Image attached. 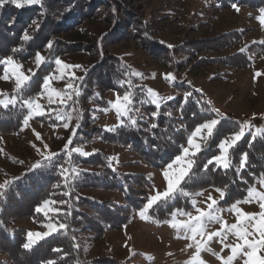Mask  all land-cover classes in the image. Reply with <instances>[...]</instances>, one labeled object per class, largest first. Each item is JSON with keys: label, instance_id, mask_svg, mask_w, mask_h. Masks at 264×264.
<instances>
[{"label": "rangeland", "instance_id": "obj_1", "mask_svg": "<svg viewBox=\"0 0 264 264\" xmlns=\"http://www.w3.org/2000/svg\"><path fill=\"white\" fill-rule=\"evenodd\" d=\"M115 1L121 3L119 7H127L135 15L142 16L157 32L159 41L170 46L188 42L199 49L190 58L178 55L183 65L174 73L144 51L135 40L108 44L107 53L119 57L136 78V84L145 88L146 102L158 107L178 96L173 85L184 82L204 96L218 123L223 119L238 123V132L221 142L231 140L234 135L261 136L264 133V13L244 6L220 8L213 0ZM103 7L100 14L85 19L70 32H59L57 36L68 42L86 43L89 50L94 49L96 40L112 24L98 18L105 15L106 21H109L107 16L112 8ZM236 30L242 34L234 45L213 47L223 40V37L219 38L221 35ZM206 45L210 47L203 50L201 46ZM256 45H260L261 52L249 55L251 64L246 68L217 63L199 64L201 58H225ZM38 53L43 57L40 65H37L35 57L24 62L13 60V65L2 62L0 106L23 103L28 123L17 134L0 136V184L20 174L30 164L66 148L79 154L77 151L80 150L87 154L83 155L85 157L100 151L109 157L112 169L123 174L142 175L150 185L146 205L123 229H111L103 235L85 232L82 246L87 258L110 256L128 264H264L261 261L264 259V175L255 180L242 199L229 206L220 204L221 192L208 189L190 196V210L174 211L166 222H155L148 215L151 207H148L145 216L140 215L153 197L160 198L151 206L173 199L181 183L165 197L163 194L168 191V179L187 165L193 153L202 149L209 137L207 130L202 128L195 137L192 135L195 130L192 132L189 138L200 145L199 150L190 148L186 142L178 155L183 159L179 164L175 162L177 157L171 161V169L169 164L159 169L152 168L128 150L103 144L97 139L72 144L89 127L111 130L120 126L123 119H130L131 96L128 92H100L96 89V99L104 100L105 105L93 99L79 105L76 97L81 91V73L92 66L96 58L85 51H73L50 61L45 60L44 51ZM56 59L61 61V65L55 64ZM51 63L53 69L45 77L48 78L47 89L43 86L44 78L42 92L33 100H22L19 90L28 84L39 66ZM20 76L28 77V80L18 89L16 78ZM125 95L129 97L128 101L124 100ZM30 102L33 103L31 108ZM115 107L123 114H118ZM37 117H43L46 123L36 121ZM185 148L189 149L187 155ZM219 155L220 148L216 156ZM226 160L229 167L228 155ZM215 164L222 169L228 168L222 166L223 162ZM165 172L169 173L167 178ZM80 193L104 202L121 200V195L116 192L86 188ZM15 224L33 234H43L42 229L30 219L19 217Z\"/></svg>", "mask_w": 264, "mask_h": 264}, {"label": "trees", "instance_id": "obj_2", "mask_svg": "<svg viewBox=\"0 0 264 264\" xmlns=\"http://www.w3.org/2000/svg\"><path fill=\"white\" fill-rule=\"evenodd\" d=\"M213 1L220 8L244 6L258 11L264 9V0ZM26 2L21 0V3ZM101 5L112 10L107 16L109 21H106L105 15L98 18L112 24L96 40L94 49L89 50L86 43L68 42L57 36L59 32H70L85 19L103 12ZM120 5L115 0H41L38 5L21 8L10 2L0 6V79L3 76L2 61L9 57L24 62L44 51L45 60L52 61L73 51L92 54L96 62L81 73V91L76 101L80 105V102L88 99L98 100V91L128 92L131 96V117L123 119L120 126L111 130L89 127L72 144L97 139L103 144L124 148L137 155L143 163L159 169L181 153L183 145L198 126L215 116L204 96L184 82L173 85L178 96L164 101L158 107L145 101V88L136 84V78L119 57L107 53L108 44L135 40L144 51L174 73L183 65L178 55L190 58L199 49L188 42L170 46L159 41L157 32L150 28L142 16ZM25 32L32 39L24 41L22 37ZM241 34L238 30L227 32L219 37H223V40L213 47L232 46L241 38ZM50 42L52 46L49 48ZM209 47L201 46L203 50ZM256 52H261L260 45L225 58H201L199 64L217 63L233 65L238 69L246 68L251 64L249 55ZM52 69V63L39 66L28 84L19 90L20 98H36L42 92L43 79ZM98 102L106 104L104 100ZM26 116L27 109L23 103L0 106V136L17 134ZM44 120L43 117L36 118V121L45 124ZM154 124L156 127H153ZM237 132L236 121L223 119L215 126L202 149L191 157L192 167L173 199L159 201L148 210V215L155 222L170 220L174 211L190 210V196L208 189L224 193L220 202L222 206H229L245 196L255 180L264 175V133L261 136L243 135L227 153V169L215 163L208 164L219 153L221 141ZM50 157V161L43 158L30 164L20 174L11 176L2 184L0 264H49V261L52 264H128L110 256L87 258L82 237L87 231L103 235L111 229L120 230L129 224L133 215L143 209L148 201V180L142 175L123 174L112 169L109 157L100 151L85 157L66 148ZM37 163L40 167L33 168ZM86 188L119 193L121 200L104 202L90 198L80 193ZM37 208H41V211L37 212ZM19 217L30 219L43 233L49 232V224L56 229L26 250L22 245L27 242L26 234L29 231L15 224ZM61 224L63 228H60Z\"/></svg>", "mask_w": 264, "mask_h": 264}, {"label": "snow or ice", "instance_id": "obj_3", "mask_svg": "<svg viewBox=\"0 0 264 264\" xmlns=\"http://www.w3.org/2000/svg\"><path fill=\"white\" fill-rule=\"evenodd\" d=\"M9 2L12 3L13 5H15V7L21 8V7H24L25 5H28V6L38 5V4H40L41 0H27L26 3H21V0H0V6H3L4 4L9 3ZM261 12L264 13V9H262ZM33 23H35V21ZM22 39L24 41H28V40L32 39V37L27 32H25L23 34ZM51 46L52 45H51V42H50L48 44V47L50 48ZM14 51H15V49H14ZM35 61H36L37 65H40L41 62L43 61V57L41 55H39V53H37L36 56H35ZM2 62L4 64H6V65H13L14 64V62H13V60H12L11 57H9L8 59H6V60H4ZM55 64L57 66H59V65H61V61L59 59H56ZM16 67L19 68L18 65H16ZM27 80H28V77H25V76H20L18 79L16 78L17 88L19 89L22 86V84L24 82H26ZM47 85H48V78H45L44 85H43L45 87V89H47ZM124 100L125 101H128L129 100V97L127 95H125L124 96ZM116 104H114V105H116ZM114 105H113V107H114ZM32 106H33V103L30 102L29 103V107L31 108ZM116 110H117V108H116ZM117 112H118V114H123L121 112V110H117ZM26 122L28 123V119L27 118H25L24 124ZM217 123H218L217 120L212 119L210 122L204 123L202 126L197 127L195 129V132H193V134H192L193 137H195L198 133H200L201 130H202V128L207 130L208 136H211L213 134L214 127L217 125ZM153 127H156V125L154 124ZM240 138H241L240 135H234V136L231 137V140H225V141L221 142L219 144V148L221 150V155L216 156L214 159H210L208 161V164H212L214 162L217 163V164H220L221 162H223L222 166L225 167V168H227L228 167L227 160H226L227 152L229 151V149ZM187 143L190 146V148H192V149L199 150V148H200V145L199 144L193 143V139L192 138H189L188 141H187ZM77 152H80L81 155H87V154L81 152L80 150H78ZM188 152H189V149L188 148H185L184 149L185 155H187ZM193 154H195V153H193ZM45 159L50 161L51 160V157L50 156H46ZM182 159H183V157L177 156L175 162L177 164H179ZM192 164H193V161L189 160L188 163H187V165L185 167H182L181 170L178 173H176L175 175H173L172 178L168 179V191L163 194L165 197L168 196L171 192H173L176 189V187L182 182L183 178L188 175V170L192 167ZM242 166H243V162H242ZM32 167L33 168H38V167H40V164L37 163V164L33 165ZM205 167H207V165H205ZM168 168L171 169L172 168V164H169L168 165ZM164 175L167 178L169 176V173L168 172H165ZM2 188H4V185L0 184V189H2ZM185 195H187V193H185ZM223 195H224V193H221V196H223ZM159 198L160 197H153L152 200L149 201L148 206L145 207L144 210H142L140 212V215H144L145 216V212L148 210V207H151V204L154 201L158 200ZM45 205H47V201L45 202ZM36 211L37 212H40L41 211V208H37ZM47 227L49 228V232H45L43 234H33L31 232L27 233L26 234L27 235V242L24 243L22 245V247L24 249H26V250L31 249L33 247V245L36 242H38L40 239L46 238L49 234H51V232L53 230V225L49 224ZM63 227H64V225L62 226V224H61L60 225V228H63ZM54 251H57V250L54 249ZM261 261L264 262V259H261ZM49 264H52V262L49 261Z\"/></svg>", "mask_w": 264, "mask_h": 264}, {"label": "bare ground", "instance_id": "obj_4", "mask_svg": "<svg viewBox=\"0 0 264 264\" xmlns=\"http://www.w3.org/2000/svg\"><path fill=\"white\" fill-rule=\"evenodd\" d=\"M112 36V35H111Z\"/></svg>", "mask_w": 264, "mask_h": 264}]
</instances>
